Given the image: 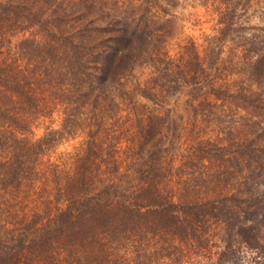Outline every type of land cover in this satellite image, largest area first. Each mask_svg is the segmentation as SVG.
Instances as JSON below:
<instances>
[{
    "label": "trees",
    "instance_id": "1",
    "mask_svg": "<svg viewBox=\"0 0 264 264\" xmlns=\"http://www.w3.org/2000/svg\"><path fill=\"white\" fill-rule=\"evenodd\" d=\"M237 6L0 0V264H264V32Z\"/></svg>",
    "mask_w": 264,
    "mask_h": 264
},
{
    "label": "rangeland",
    "instance_id": "2",
    "mask_svg": "<svg viewBox=\"0 0 264 264\" xmlns=\"http://www.w3.org/2000/svg\"><path fill=\"white\" fill-rule=\"evenodd\" d=\"M234 1L236 4L238 3L236 14L241 15V19L247 18L243 25L247 28L249 33H263L264 32V0H231ZM244 5V9L241 8V5ZM193 12L196 15V18L200 20L201 23L195 24L194 26L186 23L184 33L188 35H193L198 37L202 32H210L212 27L218 28L219 25L215 24L217 21V15H208L204 12L202 7H197ZM254 58L255 55H252ZM55 119V118H53ZM55 123V122H54ZM48 121H45L42 125L46 126L49 125ZM42 127H39L35 134L38 135L42 131ZM69 147L70 142L67 143ZM65 145L59 147L61 150Z\"/></svg>",
    "mask_w": 264,
    "mask_h": 264
}]
</instances>
